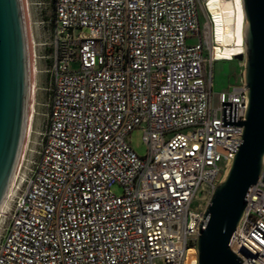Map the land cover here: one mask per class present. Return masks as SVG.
<instances>
[{
    "label": "built area",
    "instance_id": "2783aa9c",
    "mask_svg": "<svg viewBox=\"0 0 264 264\" xmlns=\"http://www.w3.org/2000/svg\"><path fill=\"white\" fill-rule=\"evenodd\" d=\"M209 2L52 1L46 122L1 216L0 264H185L189 249L198 264L197 226L247 107L243 79L213 92L226 60ZM228 247L264 264V158Z\"/></svg>",
    "mask_w": 264,
    "mask_h": 264
},
{
    "label": "water",
    "instance_id": "95a60500",
    "mask_svg": "<svg viewBox=\"0 0 264 264\" xmlns=\"http://www.w3.org/2000/svg\"><path fill=\"white\" fill-rule=\"evenodd\" d=\"M243 81L247 88L241 139L225 179L215 186L198 224V264H241L228 242L256 184L264 158V0H242ZM27 63L19 0H0V199L19 145L27 102Z\"/></svg>",
    "mask_w": 264,
    "mask_h": 264
},
{
    "label": "bare ground",
    "instance_id": "6f19581e",
    "mask_svg": "<svg viewBox=\"0 0 264 264\" xmlns=\"http://www.w3.org/2000/svg\"><path fill=\"white\" fill-rule=\"evenodd\" d=\"M23 14L24 36L26 46V63H27V102L23 116L21 135L17 149L16 159L0 199V220L5 214L9 197L12 193L13 184L18 180L22 170L25 156L29 150L31 137L33 134V121L35 118V107L32 106L33 81L36 80L35 59L32 57L34 52V41L29 34V20L25 13V1L20 0ZM28 4V3H27ZM29 7V6H28ZM209 8L212 18L215 22V47L214 55L221 60L230 61L234 56L245 54V16L242 6V0H210ZM31 11V10H29ZM32 32V31H31ZM36 75V74H35ZM23 171V170H22ZM196 255L194 250L189 249L186 252L185 264H195Z\"/></svg>",
    "mask_w": 264,
    "mask_h": 264
},
{
    "label": "rangeland",
    "instance_id": "374dc122",
    "mask_svg": "<svg viewBox=\"0 0 264 264\" xmlns=\"http://www.w3.org/2000/svg\"><path fill=\"white\" fill-rule=\"evenodd\" d=\"M20 1V0H19ZM23 3V0H21ZM25 1V13L29 20V34L32 35L34 41V52L32 57L35 59L36 72L33 76H36V80L33 81V94H32V106L35 107V118L33 121V134L31 137V143L29 150L25 156L22 170L18 178L25 173L28 169L31 161L37 159L35 154L38 151V144L40 138L37 133L43 130V126L46 122L45 107L47 100V92L45 90L47 77L42 73L44 68V60L42 56L48 53V47L43 44H48L50 41V30H51V16H52V1L53 0H24ZM28 3V4H27ZM21 6V3H20ZM29 6V7H28ZM31 10V11H29ZM22 11V7H21ZM23 17V14H22ZM24 19V18H23ZM32 31V32H31ZM195 42V41H193ZM191 40L189 43H193ZM244 59L238 60L233 59L230 61H221L213 64V92L226 90L230 85L237 84L243 79ZM127 140L138 156H145L147 148L142 140V133L140 130H133L127 137ZM111 191L114 195H120L121 190L117 185L111 187ZM7 209V208H6Z\"/></svg>",
    "mask_w": 264,
    "mask_h": 264
}]
</instances>
